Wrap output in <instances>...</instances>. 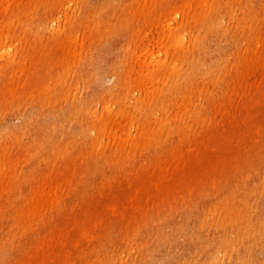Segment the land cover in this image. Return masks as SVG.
Segmentation results:
<instances>
[{
	"label": "rangeland",
	"instance_id": "1",
	"mask_svg": "<svg viewBox=\"0 0 264 264\" xmlns=\"http://www.w3.org/2000/svg\"><path fill=\"white\" fill-rule=\"evenodd\" d=\"M252 150L264 157V0H0V264H132L158 244L148 264H235L264 172L209 222L171 187L242 170Z\"/></svg>",
	"mask_w": 264,
	"mask_h": 264
},
{
	"label": "bare ground",
	"instance_id": "2",
	"mask_svg": "<svg viewBox=\"0 0 264 264\" xmlns=\"http://www.w3.org/2000/svg\"><path fill=\"white\" fill-rule=\"evenodd\" d=\"M217 19L218 20H216L215 17L210 18L213 25L215 23L220 24L221 19L219 18ZM62 110L63 109L59 108L58 106L56 108L52 107L51 110L42 112V114H45V117L43 118V122H41V124H43L44 126H40V127H41V130L44 131V133L48 134L49 131L52 132L53 129H56L57 123L62 118V113H63ZM26 123H27L26 121L23 123L25 129L29 133L33 132L34 130H32V127H30V124L29 123L26 124ZM36 138H38V136H36ZM37 141L41 142L42 140H37ZM48 142H46L45 145H47ZM41 146L43 147L42 143H41ZM239 162L243 166L242 170L241 168H239V170L234 171L232 167L233 165L230 167L229 165L224 163L222 167H217V168H214L213 171L212 170L208 171L205 176L206 180H208V183H207L208 185H205V186L203 185L202 179L197 177L198 176L197 172L193 171L191 173V177H189L187 179V182L184 183V186H183L184 188L180 187L178 183L174 184L171 187L172 193L174 194V196L181 198V201L179 204L180 206H184V207L187 206V208L191 210L195 205H198L199 210L201 211L204 210L202 212V215L207 214L205 221L206 222L214 221L215 218L218 217L217 211H218L219 202L224 203L223 199L230 202L229 197H227L228 196L227 194L235 196V194L239 190L241 191L246 190L248 193L251 194L253 186L255 185L257 181V178L254 181L253 177L259 176V175H255L259 172L261 173L264 172V157L257 151L252 150L249 153V155L240 156ZM223 181L225 185H222ZM262 184H263V191L260 194V196L256 198V200H254L256 202V210L254 212L253 217L245 223H243V221H241L240 224H238L239 222L236 223V228L238 231L241 228L244 230H248L246 231L247 235L249 236V238L252 237V241H249V245L247 242L248 240L245 242L246 247L248 245L246 250H242L243 246L240 243L238 244V246H234V249L230 250L231 253L229 254L227 253L225 255V256L230 255L231 256L230 261H234L235 264H246L247 261L244 260L243 258L247 254V258L249 259V256L251 255L252 252L262 253V256L264 259V177L262 179ZM249 188H251V190L248 191ZM187 195H190V196H187ZM228 207L229 205L227 206V208ZM162 211H163L162 212L163 217L170 219L173 215L172 212L178 211V208L176 207L174 209H169V210L164 209ZM203 223L204 222H202V224ZM234 224L232 223L233 226ZM219 226H220V223H219ZM201 228L203 227L201 226ZM222 228L223 226H220L216 230V232L212 234L213 238L209 237V240H210L209 242H212L213 244L214 243L217 244L218 239L221 237L220 235H221ZM154 230H155L154 221L146 224L145 233L151 234L153 233ZM254 236L256 238H253ZM134 241H135V235H130L129 241L127 245L124 247V249L128 248L129 250H132V248L128 246H130V243H133ZM238 243H239V240H238ZM186 246H187V243H186ZM226 247L230 249L231 245H226ZM152 251L158 254L159 244H158V247H154V245L148 246L146 249L145 257L141 260H138L135 258H134L135 260L131 259L132 260L131 263L132 264H148V261L151 260V258L153 257ZM223 254H225V252ZM157 256L158 255L155 254V257ZM204 258H205V261L203 264H223V261H224V258H223L222 263H221V260L219 259V256H218V252H212V253L206 254V257ZM112 264H116V263L112 262ZM127 264H130V263H127Z\"/></svg>",
	"mask_w": 264,
	"mask_h": 264
}]
</instances>
